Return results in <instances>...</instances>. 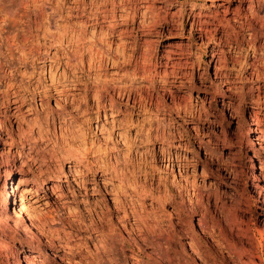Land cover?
I'll list each match as a JSON object with an SVG mask.
<instances>
[{
    "label": "rangeland",
    "instance_id": "rangeland-1",
    "mask_svg": "<svg viewBox=\"0 0 264 264\" xmlns=\"http://www.w3.org/2000/svg\"><path fill=\"white\" fill-rule=\"evenodd\" d=\"M0 5V264H264V0Z\"/></svg>",
    "mask_w": 264,
    "mask_h": 264
},
{
    "label": "bare ground",
    "instance_id": "bare-ground-1",
    "mask_svg": "<svg viewBox=\"0 0 264 264\" xmlns=\"http://www.w3.org/2000/svg\"><path fill=\"white\" fill-rule=\"evenodd\" d=\"M4 1H6V0H4ZM21 1V0H20ZM19 3V2H18ZM2 4H3V0H2ZM25 4V3H24ZM260 4V3H259ZM29 5V4H28ZM261 5V4H260ZM0 10H2V12H4L5 14H4V16H5V18L7 17V15L9 14L8 12H9V9H8V6H5V5H0ZM13 10V9H12ZM11 12V11H10ZM253 12V11H252ZM1 13V12H0ZM3 14V13H2ZM11 14V13H10ZM252 15L253 16H255L256 15V13H255V11H254V13H252ZM251 15V16H252ZM253 18V17H252ZM256 18H257V16H256ZM236 19V18H235ZM247 19H249V18H247ZM5 20V19H4ZM3 20V21H4ZM259 20V19H258ZM7 21V20H6ZM253 21L254 20H252L251 19V21L250 22H248V26L247 25H245V24H247V23H242V27H248L251 31H252V34H250V36H251V39L249 40V42H250V45L253 47L254 46V44L256 43V41L259 39L258 37H259V32H258V30H257V28H256V26L253 24ZM5 23V22H4ZM231 23V22H230ZM29 24V23H28ZM203 27V26H202ZM239 27V26H238ZM260 27H261V36H264V16H262L261 17V24H260ZM21 28V27H20ZM208 28V27H207ZM226 29H224V31H227V34H229V36H230V34H235V32L237 31L236 29H237V26L236 25H230L229 23H228V25L225 27ZM244 29V28H243ZM201 30V29H200ZM204 30H206V29H204ZM219 31V30H218ZM4 33L5 34H8V31H6V27H0V39H1V41L3 42L2 44H4V42H5V38H6V44H7V50H8V38H9V36L7 35L6 37H4L5 35H4ZM204 33H206V32H204ZM207 34H208V31H207ZM4 35V36H3ZM202 35V34H201ZM225 36V35H224ZM224 36H222V37H220L221 38V40H225L224 39ZM236 36H238V35H236ZM14 37V36H13ZM16 37V36H15ZM232 37V36H231ZM14 39V38H13ZM244 39V38H243ZM227 41H229V39L227 38L226 39ZM221 42V41H220ZM238 42V41H237ZM231 43V42H230ZM2 44H0V53H1V55H5L3 52H1V49H2ZM248 45H249V43H248ZM228 46H230V45H228ZM13 49H10V52L12 53L13 51H12ZM6 57V56H5ZM262 57V56H261ZM236 60V59H235ZM1 62V61H0ZM260 140H262L261 138H260ZM16 190H17V187H15V185H13L12 187H11V190L7 193V197H6V199H5V202L6 203H9L11 200H12V197L13 196H15L16 195ZM169 201H170V203H171V205H173L174 206V209L176 210V214L177 215H179V216H185L186 218L184 219L185 221H187L186 219L189 217L188 215H189V209H186V207L184 206V205H179L178 206V202L176 203V201H175V199L174 198H171V197H168L167 198ZM193 200V199H192ZM166 201V200H165ZM191 204H193L192 205V210L194 211V212H200V214H201V217L199 218V223H198V226L201 228V230L204 232V233H206V234H208V235H210V237H212L213 238V232H214V230L212 229V227L210 226V224H209V217H208V212H209V206H210V204H211V196H208L207 197V199H205L204 198V196L201 194V193H199L197 196H196V200H195V202H193V203H191ZM22 206H23V208L25 207V204H22ZM204 211V212H203ZM168 215V214H167ZM102 216V215H101ZM141 216V215H140ZM169 217L170 218H172V214H169ZM136 218V217H135ZM181 218V217H180ZM100 219V222L98 223L97 221H96V224L98 225V227H97V232H101L104 236H107V239L109 240V238H108V233H107V231L105 232L104 230H103V228L106 226V225H104V223H105V221H104V217H100L99 218ZM130 219V218H129ZM139 219V218H138ZM155 222H157V223H155L156 224V226L155 227H159L160 228V221H159V219H158V221H155ZM138 225V224H137ZM146 225H148V224H146ZM144 226V227H147V226ZM150 226V225H149ZM152 227V226H151ZM154 227V228H155ZM162 227V226H161ZM147 230H149L145 235H147V236H145V235H143L142 236V240L144 241V243H146L147 242V244H148V242L150 243L151 241L155 244V245H157V246H159V247H161V250L163 251V252H165L166 254H167V256H168V253H167V248L169 247V246H171L174 242H175V239H176V237H177V232L176 231H174V230H165V231H167V235H165V242L163 243V242H161L160 241V239H161V237L164 235V233H161V231H159L160 229H158L157 230V228L156 229H152V231L150 230V229H148V228H146ZM163 229V228H162ZM146 230V231H147ZM111 236H112V239H111V237H110V233H109V237H110V239H111V242L113 241V243H116L117 241H118V238L121 236V233L120 232H118V231H116V229L115 228H111ZM162 231H164V230H162ZM122 234H123V232H122ZM156 237V238H155ZM120 239V238H119ZM121 239H122V237H121ZM120 239V240H121ZM124 239V238H123ZM208 239V238H207ZM209 240V239H208ZM124 241V240H123ZM164 241V240H163ZM219 243V242H218ZM217 243V244H218ZM195 244V243H194ZM165 245V249L163 248V246ZM211 245H213V247L215 246V248H216V251H217V253L219 252V253H221V251H220V249H221V247L220 248H218L217 249V246H216V244H211ZM219 245H221V243L220 244H218V246ZM114 246H115V244H114ZM115 249V248H114ZM105 250V249H104ZM113 250V249H112ZM106 251V255L107 256H105V257H102V259L100 260V264H108L107 263V261H112V260H114V258H113V256L112 257H110V255L111 254H113V255H117L116 254V250H113V251H111L110 252V250L109 251H107V250H105ZM218 253V254H219ZM224 254V253H223ZM224 256V255H223ZM220 257V256H219ZM105 258V259H104ZM117 259V258H116ZM104 260V261H103ZM99 263V262H98ZM224 263V262H223Z\"/></svg>",
    "mask_w": 264,
    "mask_h": 264
}]
</instances>
